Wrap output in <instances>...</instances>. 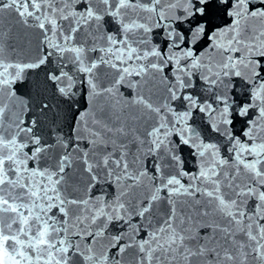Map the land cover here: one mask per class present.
<instances>
[{
  "label": "snow or ice",
  "instance_id": "1",
  "mask_svg": "<svg viewBox=\"0 0 264 264\" xmlns=\"http://www.w3.org/2000/svg\"><path fill=\"white\" fill-rule=\"evenodd\" d=\"M15 25L39 40L0 44V264H264V0H0ZM41 66L109 103L45 133L14 87Z\"/></svg>",
  "mask_w": 264,
  "mask_h": 264
},
{
  "label": "water",
  "instance_id": "2",
  "mask_svg": "<svg viewBox=\"0 0 264 264\" xmlns=\"http://www.w3.org/2000/svg\"><path fill=\"white\" fill-rule=\"evenodd\" d=\"M7 23L4 25L6 31L9 23L14 24V20L4 14ZM22 34L27 36V40H22ZM39 35L35 30H28L25 32L21 26L15 25L12 28L10 36L0 38V44L5 45L7 52V44L12 43L17 48L15 57L21 60H28L34 58L37 52ZM22 47V51H21ZM49 70L47 66H41L39 69L30 70L25 74V79L18 82L14 87L18 89L17 94L23 96L25 99H30V103L35 105L41 100L47 101L52 105V111L47 113V118L40 117L41 127L45 133L51 130L53 133L59 129L65 137L73 134L74 120L73 117L79 119V113L85 112L86 119L91 124L94 114L99 113V108L109 103L105 98L89 99L87 96V85L77 84V95L71 101L64 100L58 94H54L52 88L45 82V73ZM121 92H127V89H121ZM75 101V102H74ZM71 104V108H69ZM23 115V114H22ZM53 115H55V122L53 123ZM135 151V149H133ZM187 158L186 153L184 154ZM86 181V176L81 178Z\"/></svg>",
  "mask_w": 264,
  "mask_h": 264
}]
</instances>
